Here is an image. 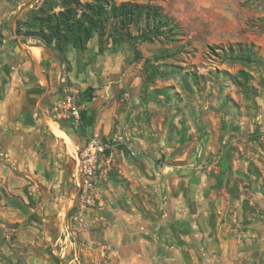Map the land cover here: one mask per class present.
Here are the masks:
<instances>
[{
	"label": "crops",
	"instance_id": "obj_1",
	"mask_svg": "<svg viewBox=\"0 0 264 264\" xmlns=\"http://www.w3.org/2000/svg\"><path fill=\"white\" fill-rule=\"evenodd\" d=\"M40 2L0 0V264H81L88 256L95 264H264V183L259 178L260 194L243 197L240 180H230L231 172L239 176L235 166L210 175L211 167L193 165L200 148L184 164L148 162L150 155L137 150L131 153L140 164L118 157L114 174L102 175L100 206L87 213L94 228L72 222L78 146L124 122L117 81L106 75L117 68H77L78 57L118 60L124 52L99 51L94 37L84 52L68 46L62 55L17 34V22ZM68 60L75 70L65 71ZM74 73L94 94L79 105L82 120L52 104L73 88L67 80ZM66 141L77 145L71 150Z\"/></svg>",
	"mask_w": 264,
	"mask_h": 264
},
{
	"label": "rangeland",
	"instance_id": "obj_2",
	"mask_svg": "<svg viewBox=\"0 0 264 264\" xmlns=\"http://www.w3.org/2000/svg\"><path fill=\"white\" fill-rule=\"evenodd\" d=\"M150 1L180 23L184 40L190 42L175 60H165L170 64L168 74L157 77L146 89L142 88L143 61L134 59L133 47L128 43L116 46L124 52L122 59H91L90 56L82 59L81 53L78 57L77 68L82 62L83 67L92 64L93 68L106 65L117 68L106 75L117 81L115 98L124 121L120 125L117 119L110 134L104 137L99 134L112 146L106 154L111 155L110 160L107 162L103 157L95 177L90 180L94 201L84 202L81 191H77L72 222L85 231L94 228L95 223L87 213L100 206L102 175L114 174L118 157L122 160L123 156L126 159L128 156L130 161L140 164L142 160L138 161L137 154L131 153L135 150L139 155L146 151V156L150 155L146 157L150 158L148 162L158 157L163 164H184L195 161L196 148H200L202 156L193 165L211 167L210 175L215 174L214 170L221 172L224 166L227 170L235 166V174L239 176L231 172L230 180L238 185L240 180L243 197L260 194L258 181L264 183V0H259V6L258 1L250 4L251 0ZM131 29L136 33L134 27ZM236 42L252 44L256 55L263 60L247 63L223 59L221 50ZM164 45L156 39L135 47L143 57H150ZM174 64L179 66V71L172 68ZM73 70L68 60L65 71ZM241 73L245 77H241ZM71 77L67 84L73 88L61 95L59 104L57 99L52 103L56 105L55 112L71 115L66 108L67 94L73 96L72 103L81 112L79 105L94 96L93 89L86 87L84 77L79 78L75 73ZM79 120H82L81 115ZM66 142L71 150L72 145H77L74 141L72 145L71 141ZM84 143L78 146L80 150ZM180 154H185V158L175 161ZM222 188L221 185L217 190ZM67 241L73 243L76 239L70 236ZM67 253L74 257V250ZM81 257L82 252L78 253V259ZM82 263L95 264L90 256L86 260L82 258Z\"/></svg>",
	"mask_w": 264,
	"mask_h": 264
},
{
	"label": "trees",
	"instance_id": "obj_3",
	"mask_svg": "<svg viewBox=\"0 0 264 264\" xmlns=\"http://www.w3.org/2000/svg\"><path fill=\"white\" fill-rule=\"evenodd\" d=\"M257 1L259 6V0H251L250 4ZM16 33L34 38L38 45L51 47L62 55L68 46L78 52L85 51L94 37L99 51L110 47L116 49L117 45L128 43L133 47L134 59L143 61L141 85L144 89L157 77L169 73L170 64L165 60H175L178 53L190 46V42L184 40L180 23L150 0L119 3L115 0H41L26 12L24 19L17 22ZM156 39L165 45L150 57H143L135 47L138 43H151ZM221 53L223 59L231 61L255 63L263 60L256 55L252 44L241 42L229 44ZM172 66L179 71L178 65ZM242 76L245 74L241 73ZM80 115L83 118L81 111ZM8 202L24 214L28 213L26 205L19 199L8 198Z\"/></svg>",
	"mask_w": 264,
	"mask_h": 264
},
{
	"label": "built area",
	"instance_id": "obj_4",
	"mask_svg": "<svg viewBox=\"0 0 264 264\" xmlns=\"http://www.w3.org/2000/svg\"><path fill=\"white\" fill-rule=\"evenodd\" d=\"M73 96L66 95V108L67 111L76 120L80 119V111L73 103ZM112 145L108 141H104L98 133H93L85 140L82 149L78 151V164L80 171L79 191L83 196L84 202L91 204L93 195L91 189V179L95 177V171L100 166V161H103V157H106V161L110 160L111 155H106L107 150Z\"/></svg>",
	"mask_w": 264,
	"mask_h": 264
}]
</instances>
